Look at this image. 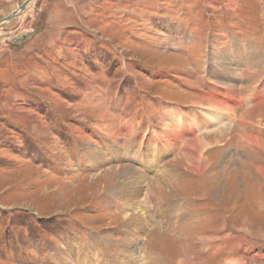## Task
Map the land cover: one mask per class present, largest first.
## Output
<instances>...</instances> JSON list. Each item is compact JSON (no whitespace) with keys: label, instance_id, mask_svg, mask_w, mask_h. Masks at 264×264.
I'll list each match as a JSON object with an SVG mask.
<instances>
[{"label":"rangeland","instance_id":"374dc122","mask_svg":"<svg viewBox=\"0 0 264 264\" xmlns=\"http://www.w3.org/2000/svg\"><path fill=\"white\" fill-rule=\"evenodd\" d=\"M257 167L264 0H32L0 23V264H264Z\"/></svg>","mask_w":264,"mask_h":264},{"label":"bare ground","instance_id":"6f19581e","mask_svg":"<svg viewBox=\"0 0 264 264\" xmlns=\"http://www.w3.org/2000/svg\"><path fill=\"white\" fill-rule=\"evenodd\" d=\"M258 94V93H257ZM254 95H256V94H254ZM254 95L252 96V98H255L254 97ZM224 96V95H223ZM257 96V95H256ZM231 97H232V95L231 94H226L225 95V97H222V98H219V100H218V104H219V106H221L222 107V109L221 110H225V111H229V106L232 104V99H231ZM209 99V98H208ZM242 100V99H241ZM233 102H234V100H233ZM240 103H242V102H240ZM237 105V104H236ZM201 107H203V108H206V109H209L208 107H204V106H201ZM237 107V106H236ZM235 108V107H234ZM234 120H236V119H234ZM195 126V125H194ZM197 126V125H196ZM191 129H193V126H191L190 127ZM175 130H176V128H175ZM247 139H248V141H250V142H252V144H255V145H257L258 144V138L257 137H255V136H253V135H248V137H247ZM194 142V141H193ZM263 144V143H262ZM182 145H184V144H182ZM197 145V144H196ZM195 145V146H196ZM181 146V145H180ZM198 146V145H197ZM258 146H259V144H258ZM257 146V147H258ZM183 147V146H182ZM197 148V147H196ZM261 150V149H260ZM196 152V151H195ZM195 152H193L194 153V155H196L195 154ZM113 153V151L112 152H110L109 154H112ZM153 161V159H151V157H148V158H146V165L149 167L150 166V163L148 162V161ZM192 166H193V164H192ZM156 167H157V165H156ZM194 167V166H193ZM192 167V168H193ZM162 168V167H161ZM194 168H196V167H194ZM197 168H198V166H197ZM117 170H120L121 168H116ZM163 169V168H162ZM256 170L259 172V176L261 175V176H263V174H264V171H263V169H262V167H257L256 168ZM163 171V170H162ZM163 174V173H162ZM160 175H161V173H160ZM126 178V177H125ZM124 178V179H125ZM262 178H264V177H262ZM159 187V186H158ZM122 204V203H121ZM141 210H137V211H135L134 213H135V217L134 218H130V217H126V219H127V221H129L128 223L130 224V223H133V224H138V227H148V226H150V223L149 222H147V218H145L143 215H142V212H140ZM144 214V213H143ZM143 219V220H141V219ZM139 219H140V221H141V223H140V221H139ZM156 227H158V226H156ZM243 228V227H242ZM144 229V228H143ZM161 230V229H160ZM242 230H245V229H242ZM162 231V230H161ZM247 231V230H246ZM247 232H249V231H247ZM158 237V236H157ZM130 243V242H129ZM135 244L136 243H134L133 245H134V251H133V254L131 255V257L129 258V259H131V261L133 262V260H134V262L136 263V261H137V259H136V256L138 255V253H137V249H135ZM133 247V246H132ZM132 247H131V244L129 245V250L130 251H132ZM187 248H185L184 250H186ZM183 252V251H182ZM95 253H96V255L98 256L97 258H99V257H101V258H99V261L97 260V261H94V260H92L91 261V264H110L109 263V259L107 258V257H105L106 255L105 254H99L100 252L98 251V250H96L95 251ZM188 254H189V251L187 250L186 252H184L183 253V256L184 257H186V259H183V260H179L178 262H182L183 264H186V260L188 259ZM127 256H128V254H127ZM153 259V258H152ZM181 259V258H180ZM233 260V259H232ZM242 259H240V260H237L238 262H236V264H244V261H241ZM191 261V260H190ZM227 262H229V263H232L231 261H227ZM120 264H125V263H123V262H121ZM189 264H195V263H193V262H189Z\"/></svg>","mask_w":264,"mask_h":264},{"label":"water","instance_id":"95a60500","mask_svg":"<svg viewBox=\"0 0 264 264\" xmlns=\"http://www.w3.org/2000/svg\"><path fill=\"white\" fill-rule=\"evenodd\" d=\"M32 0H26L25 2H23L19 7L18 9H16L14 12L10 13L9 15L3 17L1 20H0V23H3L7 20H9L11 17L13 16H17V15H20L24 9L26 8V6L28 5V3H30Z\"/></svg>","mask_w":264,"mask_h":264},{"label":"flooded vegetation","instance_id":"af4514ba","mask_svg":"<svg viewBox=\"0 0 264 264\" xmlns=\"http://www.w3.org/2000/svg\"><path fill=\"white\" fill-rule=\"evenodd\" d=\"M99 254H102V252H100ZM106 257V256H105Z\"/></svg>","mask_w":264,"mask_h":264}]
</instances>
